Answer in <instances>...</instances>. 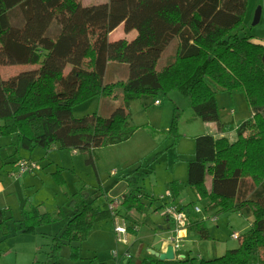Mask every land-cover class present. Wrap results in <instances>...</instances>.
Returning a JSON list of instances; mask_svg holds the SVG:
<instances>
[{"label": "trees", "instance_id": "1", "mask_svg": "<svg viewBox=\"0 0 264 264\" xmlns=\"http://www.w3.org/2000/svg\"><path fill=\"white\" fill-rule=\"evenodd\" d=\"M93 1L0 0V65L36 66L0 77V134L10 136L14 153L20 147L73 148L91 163L95 150L134 133L130 100L145 95L158 100V94L178 92L196 117L215 123L217 133H236L233 141L211 133L194 137L184 183L200 200L206 199L204 210L212 213L202 217L193 210L194 201L181 204L184 228L206 240L210 237L206 218L234 210L252 216L235 247L196 264H264V44L246 32L247 0ZM120 24L125 33L134 30L130 39L109 37ZM174 38V54L157 66ZM111 62L126 64L125 79L105 80ZM116 90L122 104L109 116L73 115L74 105L91 97L115 96ZM217 91L242 92L250 117L235 124L222 121ZM174 130L175 119L169 132ZM13 159V166L18 160H31L17 155ZM51 176L63 185L59 170ZM125 176L128 189L120 206L142 213L154 197L141 190L139 175L134 180ZM171 187L175 195L174 182ZM64 194L70 215L66 217L60 208L40 211L39 204L28 203L17 227L24 234H35L39 226L66 218L51 239L48 264H60L57 253L62 242L83 241L95 218L108 211L105 202L103 207L95 205L102 192L94 197L83 191ZM163 217L168 224L174 222ZM6 219L0 207V229ZM128 227V232L135 230ZM78 250V245H71L69 257L77 259ZM127 251L129 257L121 259L122 264H131ZM194 260L192 256L160 260L147 252L138 264H194Z\"/></svg>", "mask_w": 264, "mask_h": 264}, {"label": "rangeland", "instance_id": "2", "mask_svg": "<svg viewBox=\"0 0 264 264\" xmlns=\"http://www.w3.org/2000/svg\"><path fill=\"white\" fill-rule=\"evenodd\" d=\"M84 4L92 0H81ZM105 0H94L93 3L103 2ZM249 25L246 27V32L255 30L257 33H262L264 39V0H247ZM257 7H262L263 13L259 22L251 26L253 15ZM18 20V18L16 19ZM251 26V27H250ZM124 34L122 28H116L112 31V35ZM134 35V30H131ZM175 38L169 43L167 48L163 51L161 57L157 62V66L169 62L171 54H174ZM121 63H118V65ZM126 65V64H125ZM36 67L29 64H14V65H0V77L6 78L14 75L22 70ZM116 70L109 68L105 74L106 81L121 80L127 77L125 68L117 66ZM125 67V66H124ZM127 70V67H126ZM124 71V73H123ZM217 88L216 86H213ZM115 96H105L99 102L98 98L91 97L84 100L73 107V115L80 117L86 114L96 112L102 116H109L112 110L122 104L121 94L119 90L114 92ZM156 98L159 104H154V97L142 96L137 99H132L128 102V110L130 114L129 123L136 127L134 133L127 139L117 144L101 147L95 150L92 156L93 162H85V155L78 150L73 153V148H50L48 152L36 147L29 151L25 148H19L20 151L14 153L12 144L10 143V136L0 134V168L10 165V171H16V166L11 163L7 164L5 161H11L14 155L24 156V158L36 161L40 166L34 170L37 172L41 169V164L45 163L38 176L36 187L29 192L34 203H41L40 209L43 211H51L56 207L64 210L67 216L71 213L64 204V192L70 194L79 193L83 191L94 197L102 191L110 190V196H99L95 200V205L103 207L102 203H107L111 198L121 199L122 192L127 191V181L122 178L127 175V179L134 180L138 176V184L141 190L148 195L154 197L156 201L147 209L138 213L137 217V231L135 234L131 232L126 233L125 237L128 240L129 251L130 243L137 240L138 243L145 242L148 236H157L153 234L152 227L157 226V221L161 217L162 209L157 211V198L160 195L164 196L160 201L168 198L167 194L172 190L171 183L174 182L176 194L175 202L181 204L194 201L200 208L198 213L204 216V203L206 199H199L195 192L185 185L186 178V162L192 157L194 148V137L204 132H209L208 124L212 121H202L196 117L193 110L188 105L187 99L178 92H172L168 96L158 94ZM217 106L220 109L221 119L225 122L231 121L233 124L242 122L250 117L249 108L242 92L236 91H217L215 95ZM176 115V117H175ZM175 119V132H169L172 120ZM235 135V134H234ZM30 152V155H29ZM138 167V172H134ZM59 170L60 177L63 179V185L55 184L50 172ZM48 172L46 175L45 173ZM134 172V173H133ZM29 173V174H27ZM31 172L25 174L30 175ZM62 173V174H61ZM9 174V173H7ZM22 175V174H21ZM21 175L8 176L13 179H20ZM52 179H51V178ZM9 180L8 178H4ZM119 180V181H118ZM205 183L210 184L209 177H206ZM170 189V190H169ZM102 192V193H103ZM13 196H16L13 194ZM105 198V199H104ZM145 201L147 197H144ZM104 199V200H103ZM9 201L10 208L7 209V216L13 215L12 220L4 226L6 232L13 230L12 227L18 224L20 213L18 203L15 198L6 199ZM106 200V201H105ZM144 201V199H143ZM144 201V202H145ZM171 201V200H170ZM32 202V203H33ZM33 203V204H34ZM120 206V204L118 205ZM119 213L116 215L118 222L121 223V216L126 219H131L136 216L135 212H123V209H118ZM241 213V214H239ZM127 214V215H126ZM213 215V214H212ZM216 215V216H215ZM211 218L205 219V225L208 228L210 236L206 240L196 238L194 242L188 243L182 240L181 247L176 249V255L188 253L196 258H212L215 254V248L218 246H226L230 244L237 245V241L231 237L232 232L242 233L248 229V219H251V214H247L244 210L241 211H227L214 214ZM146 217V218H144ZM143 220V222H142ZM130 222V221H129ZM65 223L64 220L54 222L52 224L38 227L41 232H57ZM113 220L109 211L98 215L92 223L91 228L87 232L86 238L81 242H62L61 247L57 253L60 264H122L113 256L114 252L121 254L123 245L116 240V234L113 228ZM2 229V228H1ZM157 230V228H156ZM114 231V232H113ZM158 231V232H157ZM156 233L170 232L157 230ZM174 232H172V235ZM49 233H46V235ZM171 235V234H170ZM169 235V236H170ZM168 236V237H169ZM40 242L39 248L31 247V242L24 238H18L17 248L18 257L14 261L13 250L0 259V264H48V254L50 247V236L47 235L40 239V234L36 236ZM167 237V238H168ZM13 239L11 238V241ZM5 244H9L8 241ZM225 244V245H224ZM71 245H78V260L69 257V248ZM190 246V250H188ZM32 248V249H31ZM11 250V249H10ZM137 245L132 252V261L138 257ZM218 252V250L216 251ZM210 256V257H209ZM118 258V257H117Z\"/></svg>", "mask_w": 264, "mask_h": 264}, {"label": "crops", "instance_id": "3", "mask_svg": "<svg viewBox=\"0 0 264 264\" xmlns=\"http://www.w3.org/2000/svg\"><path fill=\"white\" fill-rule=\"evenodd\" d=\"M262 13H263V10H262V7H261V14H260V18H259V20L261 19V15H262ZM250 13H248V6L246 7V15H245V21H246V23H248L249 22V20H248V15H249ZM249 17L251 18V14L249 15ZM247 25H249V23L247 24ZM252 26V25H251ZM250 26V27H251ZM119 27H121L122 28V25L120 24L119 26H117L116 28H119ZM115 28V29H116ZM247 28V27H246ZM251 35H253L254 36V40H257V41H260V42H262L263 44H264V39H262L261 37H262V33L260 32V33H257V32H255V30H252V32H249ZM133 36V34L131 33V31L130 32H128V33H122V34H118V35H112V31L110 32V34H109V37L111 38V39H116V38H118V37H125V38H128V39H130L131 37ZM117 66H121V68H123V70H124V68H125V73H127V70H126V65L125 64H123V63H121V64H119L118 65V63H113V62H111V63H109L108 64V66H107V70L109 69V68H111L112 70H116V68H118ZM125 66V67H124ZM107 72V71H106ZM123 73H124V71H123ZM96 98H98V101L100 102L101 100H102V98L103 97H96ZM155 104V103H154ZM223 121V120H222ZM206 124H208V127H209V132H204V133H211V134H214L215 136H226L230 141H233V140H235L236 139V133H235V131L234 130H230V131H228V132H225V133H217V130H216V126H215V123L213 122V124L212 123H206ZM235 134V135H234ZM52 148H54V146L52 147ZM31 150H34V148L33 149H31ZM31 150H29V151H31ZM74 150V149H73ZM20 151V150H19ZM77 151V150H76ZM18 152V151H17ZM46 152H48V151H46ZM29 155H30V152H29ZM17 156H20V155H17ZM20 157H24V156H20ZM14 160V159H13ZM12 161V160H11ZM11 161H5V163H7V164H9ZM46 164H47V162H45ZM45 163L44 164H41V169H38V171L37 172H31L30 173V175H27V174H29V173H27V174H25V173H23L22 175H21V180L20 179H13V181H11L10 179V177L8 176L9 174H7V173H9V171H10V169H11V167H10V165H6L5 167H3L2 169L0 168V207L1 208H4L5 209V218H7L6 220H5V223H4V225H2L1 226V228L2 229H0V259L3 257V256H6L7 254H9L12 250H13V253H14V261H17V257H18V248H17V242L19 241L18 240V238H20V240L21 239H25V240H29L30 242H31V247L32 246H36L37 247V249L39 248V246H38V243L40 242V240L39 239H35V238H37L36 236H37V234H40V239H42L43 237H45V236H47V235H49L50 236V240L52 239V237L55 235V234H57V233H59V231L62 229H60V230H58L57 232H53V234H51L52 232H39L38 231V229H37V231H36V233L35 234H24V233H22V232H20V231H18L17 230V227L19 226V220L20 219H18V224H15V225H13L12 227H14L13 228V230L12 231H10V232H6L7 230L5 229L4 230V226H7V224H8V222L10 221V219L12 220V218H13V215H9V216H7V209H9L11 206H10V204H9V201L8 200H6V199H11V198H15V200L17 201V203H18V207H19V210H20V213H21V210H22V208L23 207H25L28 203H32L34 200H32L31 199V196H30V194H29V192H30V190L32 189V188H34V187H36V185L38 184V180H41V178H39L40 176H38L39 174H40V172L41 171H43L42 170V167H44L45 166ZM40 166V165H39ZM46 175L48 174V172H46L45 173ZM50 174H51V172H50ZM4 178H8L9 180H5ZM51 178V177H50ZM52 179V178H51ZM53 180V179H52ZM119 181V180H118ZM53 182H54V180H53ZM56 184V183H55ZM127 185V184H126ZM207 185V184H206ZM207 187H209V185L207 186ZM193 190V189H192ZM109 191L110 190H106V192H103V194L104 195H106V196H110V193H109ZM194 191V190H193ZM126 192V191H125ZM125 192H122V195L125 193ZM108 195H107V194ZM13 194L14 195H16V196H13ZM196 194V193H195ZM86 196H89V194H86ZM173 197V198H172ZM122 198V197H121ZM169 198V197H168ZM170 198L171 199H164L162 202L160 201H158V200H160V199H158L157 198V208H154V209H157V211L159 210V209H162V206L165 204V203H167V202H169L170 200H172V199H176V197H175V195H173V193H172V191L170 192ZM105 199V198H104ZM103 199V200H104ZM156 199V198H155ZM153 201H156V200H153ZM167 201V202H166ZM34 203V202H33ZM158 203H159V205H158ZM178 204H180L181 205V203L180 202H177ZM34 204H39V210L40 211H43V209L41 210L40 209V207H41V203H34ZM103 204V203H102ZM151 204H152V202H151ZM186 204V203H185ZM196 204V203H195ZM197 205V204H196ZM159 206H161V208L159 207ZM159 207V208H158ZM58 207H56L55 209H57ZM204 208V207H203ZM55 209H53V210H55ZM118 209H123V212H135V210H130V211H126L122 206L120 207H118ZM53 210H51V211H53ZM69 210V209H68ZM44 211H48V210H44ZM205 211V210H204ZM211 211L210 212H203V214L205 215V216H208V215H211ZM71 214V213H70ZM69 214V215H70ZM135 214H136V212H135ZM198 214V213H197ZM127 215V214H126ZM65 216L67 217V213L65 212ZM203 217V216H202ZM19 218H21V214L19 215ZM139 217H137V214H136V217H133V219L131 218V219H129V221H128V223L129 224H131L133 227H135V229L136 230H134V231H131V233L132 234H135L136 233V231H137V224H138V220H136V219H138ZM64 219H66V218H63L62 220H64ZM247 220H248V226H250V223H251V219H248V218H246ZM60 221V220H59ZM50 224H52V223H50ZM166 224H168L166 221H165V217H163V215L161 214V217L159 218V220L157 221V226H156V228H157V230H161V231H167V230H169L170 231V233L168 234V235H166V232H159V233H156V228L155 227H152V231H153V234L154 235H157V236H153V237H151V236H148L147 237V240L145 241V242H142V243H138L137 242V240H135L134 242H132V243H130V261H131V264H138L140 261H141V259L143 258V256L148 252V250H147V248L150 246L151 248H154L155 250H158V251H163L164 249H165V247H166V245L169 243L168 242V240H166L167 239V237L170 235V234H172V232H173V230H172V228H170V223H169V227L167 228V229H161L160 227H159V225H162L163 227H166L165 225ZM206 224V223H205ZM45 225H49V224H45ZM42 226H44V225H41V226H39V227H42ZM207 227V226H206ZM132 228V227H131ZM207 230H208V228H207ZM181 231H183V233H180ZM209 231V230H208ZM158 232V231H157ZM180 232H178L179 234H178V236H179V243H180V247H181V242H182V240L183 241H185V243L186 242H188V243H191V242H194V240L196 239V238H198V239H201L196 233H194L193 231H187L185 228L184 229H181L180 230ZM46 233H49V234H47L46 235ZM243 233V232H242ZM238 234H241V233H238ZM210 236H212V234L210 233ZM11 238L13 239L12 241H11ZM233 240H236L237 241V239H234V238H232ZM202 240H205V239H202ZM6 241H8L9 242V244L7 245V244H5V242ZM52 241V240H51ZM136 245H137V253H138V257L137 258H135L133 261H132V256H133V254H135V252H132L133 250H134V248L136 247ZM225 245V244H224ZM129 244L127 245V249H129ZM236 245H234V244H230V245H226V246H218L217 247V249L215 248V254H214V256H212V257H215V256H218V255H220V254H222L226 249H229V248H233V247H235ZM179 247V248H180ZM11 249V250H10ZM32 249V248H31ZM125 248L123 247V250H124ZM188 250H190V246H188ZM218 250V252H216ZM149 253V252H148ZM180 255H182L183 257H185V256H190V254L188 253V251L186 252V253H183V254H180ZM185 255V256H184ZM176 256H174V258H175ZM183 257H181V258H183ZM210 257V256H209ZM177 258V257H176ZM195 258V260H194V264H196L197 263V261L200 259V258H196V257H194ZM78 260V259H77ZM123 261H125V260H123ZM249 264H257L256 262H254V261H252V262H250Z\"/></svg>", "mask_w": 264, "mask_h": 264}, {"label": "built area", "instance_id": "4", "mask_svg": "<svg viewBox=\"0 0 264 264\" xmlns=\"http://www.w3.org/2000/svg\"><path fill=\"white\" fill-rule=\"evenodd\" d=\"M155 104H158V100H154ZM76 152V149L73 150V153ZM16 171H10L9 174L19 176L26 172H32L36 168H38L39 164L32 160H18L16 162ZM167 196H170V193L167 194ZM163 198L162 195H160L159 199ZM171 199V198H170ZM121 199L119 198H111V200L108 201L107 204V210L109 211V214L111 215V218L113 220V228L116 234V240L118 243L122 244L125 248L121 254H117V252L113 253V256L116 258L117 261H121V259L126 260L129 257V252L127 251V245L128 240L126 239L125 235L128 233V226H131V224L128 223L127 219L123 216H121V223L118 222L116 215L119 213L118 211V205L120 204ZM193 210L196 213L200 212V208L197 205H194ZM162 215L167 216V218H170L173 222L172 230L175 235H170L168 237V242L172 244L173 246V252L174 256L177 258L183 257L182 255H176V249L180 247L179 243V236L178 232H180L181 229H184L185 220H186V214L183 210L180 209V204L175 202L173 199L167 203H165L164 206H162ZM212 220H215V218L211 217ZM238 233L232 232L231 237L234 239H237ZM118 257V258H117ZM175 257V258H176Z\"/></svg>", "mask_w": 264, "mask_h": 264}, {"label": "water", "instance_id": "5", "mask_svg": "<svg viewBox=\"0 0 264 264\" xmlns=\"http://www.w3.org/2000/svg\"><path fill=\"white\" fill-rule=\"evenodd\" d=\"M261 14V7H257L254 15L251 25H255L259 22ZM166 227H163L162 225H159L161 229H167L169 227V224L165 225ZM148 252L153 255L154 257L160 259V260H172L174 259V252H173V246L172 244L168 243L163 251L155 250L154 248L148 247Z\"/></svg>", "mask_w": 264, "mask_h": 264}, {"label": "bare ground", "instance_id": "6", "mask_svg": "<svg viewBox=\"0 0 264 264\" xmlns=\"http://www.w3.org/2000/svg\"><path fill=\"white\" fill-rule=\"evenodd\" d=\"M35 170H37V169H35ZM62 174V173H61ZM126 177V176H125ZM128 180V179H127ZM130 182V181H129ZM170 190V189H169ZM173 193V192H172ZM126 194V193H125ZM164 197V196H163ZM173 198V197H172ZM155 200V199H154ZM174 200V199H173ZM162 202V201H161ZM167 202V201H166ZM153 203V202H152ZM151 205V204H150ZM158 205H159V203H158ZM121 207V206H120ZM134 209V208H133ZM124 216V215H123ZM117 217V216H116ZM205 217V216H204ZM118 218V217H117ZM119 218H121V217H119ZM144 218H146V217H144ZM133 219V218H132ZM170 219V218H169ZM119 220V219H118ZM128 220V219H127ZM171 220V219H170ZM142 222H143V220H142ZM171 224L173 223V222H170ZM139 224V223H138ZM129 227H127V229H128ZM136 230V229H135ZM133 231V230H132ZM169 231V230H168ZM114 232V231H113ZM170 232V231H169ZM180 233H183V231H181ZM128 234V233H127ZM174 234V233H173ZM172 235V234H171ZM168 239V238H167ZM166 239V240H167ZM185 256V255H184Z\"/></svg>", "mask_w": 264, "mask_h": 264}]
</instances>
